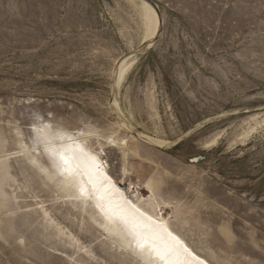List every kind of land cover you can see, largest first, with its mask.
I'll use <instances>...</instances> for the list:
<instances>
[{
	"label": "rangeland",
	"instance_id": "1",
	"mask_svg": "<svg viewBox=\"0 0 264 264\" xmlns=\"http://www.w3.org/2000/svg\"><path fill=\"white\" fill-rule=\"evenodd\" d=\"M151 1L159 37L131 55L146 34L139 0H0V264H139L21 154L49 162L43 125L93 134L112 175L126 164L123 186L141 199L151 183L164 216L217 264H264V0ZM130 56L116 111L177 146L139 140L111 107ZM108 137L127 140V162Z\"/></svg>",
	"mask_w": 264,
	"mask_h": 264
},
{
	"label": "bare ground",
	"instance_id": "2",
	"mask_svg": "<svg viewBox=\"0 0 264 264\" xmlns=\"http://www.w3.org/2000/svg\"><path fill=\"white\" fill-rule=\"evenodd\" d=\"M139 1L144 10L146 22V34L141 41L143 44L156 37L160 21L152 6L144 0ZM135 64V56L127 57L119 63L117 67L118 90L125 83ZM115 106L120 110L118 99L115 100ZM121 127L126 128L123 124ZM35 133L40 146L46 151L49 162H42L33 153L32 147L27 145L22 146L21 149L24 158L32 166H35L38 172L55 188L63 192L69 202L79 205L80 209L89 214L93 213V221L106 233L110 242L116 244L115 246L120 250L130 252L139 264H164L147 246L143 250L138 247L144 237H147L155 248L167 253L168 264H217L210 255L194 248L174 227L170 219L164 216L156 189L151 183L148 185L150 196L148 195L147 199H141L136 195V190H139V187L131 184L126 185L127 188L123 186L125 181L131 179L126 164L121 173L123 179L118 181L112 175L110 164L105 157H102L105 152L102 145L99 143V147H97L99 149H95L92 145V140L95 139L91 138L93 134L62 132L54 134L49 126L44 125L36 127ZM143 136L160 147H165L169 143L166 140L156 141L149 136ZM99 138V136L96 137L97 140ZM215 141L213 139L214 143H212L215 144ZM107 144L108 148L121 149L125 162H127L126 148L129 143L126 139L118 141L112 137L107 140ZM66 149H74L76 154L81 156L79 167L74 166L71 172L62 171L56 155L65 152ZM66 154L71 155L72 152L68 151ZM59 233L62 234V232Z\"/></svg>",
	"mask_w": 264,
	"mask_h": 264
},
{
	"label": "water",
	"instance_id": "3",
	"mask_svg": "<svg viewBox=\"0 0 264 264\" xmlns=\"http://www.w3.org/2000/svg\"><path fill=\"white\" fill-rule=\"evenodd\" d=\"M144 1H145L146 3H148L150 6H152V7L154 8V10L156 11V13H157V15H158L159 21H160V13H159V11H158V8H157L156 4H155L153 1H151V0H144ZM160 23H161V22H160ZM158 37H159V31H158L156 37L154 38V40H157ZM152 42H153V40L150 41V42L143 43L142 46H141L137 51H134L133 53H131V55H134V54H136V53H139V52L142 51L144 48H146V47H148L149 45H151ZM122 60H123V59H121V60L118 62L117 67H118L119 63H120ZM117 67L115 68L114 79H113L112 89H111V107L114 109L115 114H116V115H117V116H118V117H119V118H120V119L126 124V127L129 129V131H130L133 135H135L139 140L146 142L147 144L153 146V147L156 148V149H159V150H161V151H165V150H167V148L175 147V146H177L178 144H180L181 141H182L183 139H180L178 142H176V143H174V144H170V145H168V146H166V147H160L159 145H156V144H154V143H152V142H150V141H148V140H145L142 136L138 135V134H137V133L131 128V126L128 124V122L125 120V118L122 116V114H120L118 111H116V107H115L114 101H115V93H116V89H117V79H118V77H117V70H118V68H117ZM253 111H256V110H253ZM240 113H242V112H240ZM233 115H234V114H222L221 117H230V116H233ZM191 131H192V130H190V131L187 133V135H189V134L191 133ZM201 160H202L201 157L198 158V159H192V163H195V162H198V161H201Z\"/></svg>",
	"mask_w": 264,
	"mask_h": 264
},
{
	"label": "snow or ice",
	"instance_id": "4",
	"mask_svg": "<svg viewBox=\"0 0 264 264\" xmlns=\"http://www.w3.org/2000/svg\"><path fill=\"white\" fill-rule=\"evenodd\" d=\"M68 151H71L72 154H66ZM56 155L58 156V159L60 161V167L62 171L71 172L74 166L79 167L81 156L76 154V150L66 149L65 152L57 153ZM145 246H147L155 253L156 258L162 260L164 264H168L167 253L165 251H161L160 249L155 248L147 237H144L143 241L138 244V247L141 248V250H143Z\"/></svg>",
	"mask_w": 264,
	"mask_h": 264
}]
</instances>
